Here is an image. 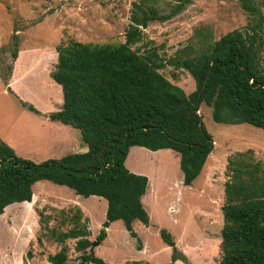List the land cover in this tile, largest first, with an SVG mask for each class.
I'll list each match as a JSON object with an SVG mask.
<instances>
[{
  "label": "trees",
  "instance_id": "1",
  "mask_svg": "<svg viewBox=\"0 0 264 264\" xmlns=\"http://www.w3.org/2000/svg\"><path fill=\"white\" fill-rule=\"evenodd\" d=\"M196 0H178L169 13L135 2L126 39L119 44L71 41L58 47V62L52 73L61 85L63 106L51 112L52 120L79 130L86 151L74 152L43 162L17 155L0 139V215L10 204L32 201L33 186L50 180L73 188L77 194L100 196L108 201L107 220L96 240L107 238V228L123 220L137 237L133 222L151 224L143 203L149 177L131 171L126 160L131 147L151 150L172 149L180 155L185 185H192L201 174L215 142L202 115V103L213 108L217 122L249 123L264 129V11L257 0H240L254 15L255 22L244 29L230 31L218 40L204 32L200 47H190L166 61L156 49L140 52L133 48L143 40L145 28L154 21H167ZM209 36V37H206ZM12 56H19V35L14 33ZM187 69L196 89L187 94L162 72L167 64ZM14 65L9 66L12 74ZM1 76L8 86L9 76ZM11 90L10 87H8ZM30 109L39 113L34 105ZM230 178L225 183L222 207V264H264V162L253 149L229 158ZM73 227L65 232L53 230L61 249L49 255L53 264H66L67 240L78 239L76 249L81 262L107 264L92 248L88 221L76 207ZM165 243L172 247L171 262L185 255L173 233L161 228ZM141 247V246H140ZM126 264H150L129 261Z\"/></svg>",
  "mask_w": 264,
  "mask_h": 264
},
{
  "label": "rangeland",
  "instance_id": "2",
  "mask_svg": "<svg viewBox=\"0 0 264 264\" xmlns=\"http://www.w3.org/2000/svg\"><path fill=\"white\" fill-rule=\"evenodd\" d=\"M141 1L0 0V139L12 146L17 155L43 162L69 154L70 148L82 147L78 129L52 123L42 113L49 108V99L54 109L63 104L62 87L52 77L58 62V47L71 41L124 42L133 5ZM257 2L264 11V0ZM177 3L178 0H146L147 5L161 13L171 12ZM254 22V15L242 7L240 0H196L170 20L151 22L144 29L143 40L133 48L140 52L156 49L163 59L170 61L180 55L184 57L183 50L191 45L200 47L204 32L218 40ZM16 32L17 61L12 56ZM260 62L264 64V46ZM11 64L14 69L9 74ZM161 72L187 94L196 89L193 75L185 68L168 63ZM8 74L11 77L7 86L1 76ZM31 104L40 112L31 110ZM200 114L215 147L192 185L184 184L180 155L176 151L131 147L127 167L150 179L142 200L150 213L151 224L136 220L133 226L138 236L135 237L123 220L112 222L107 238L93 248L107 264L129 261L168 264L172 247L161 236L163 227L173 233L178 249L186 257V261L181 258L175 264H222V207L226 199L225 183L232 173L228 168L229 158L253 149L255 159L264 162V129L249 123L217 122L213 108L205 103L200 106ZM34 191L37 197L27 205L36 210L38 222L19 206L0 218V264H53L49 255L62 247L53 230L60 233L73 227L77 204L88 212L90 216L85 213L86 217L92 218L94 241L107 220L108 201L103 197H85L50 180L34 184ZM77 241L67 240L66 264H83L82 252L76 249Z\"/></svg>",
  "mask_w": 264,
  "mask_h": 264
},
{
  "label": "crops",
  "instance_id": "3",
  "mask_svg": "<svg viewBox=\"0 0 264 264\" xmlns=\"http://www.w3.org/2000/svg\"><path fill=\"white\" fill-rule=\"evenodd\" d=\"M18 59V58H17ZM17 61V60H16ZM54 79V78H53ZM62 102H63V96H62ZM48 109L47 110H45V111H42V113H44L46 116H47V118L52 122V123H54V122H60V121H56V120H52V119H50V117L48 116L51 112H55V111H58V110H60L61 108H59V109H54L52 106H51V101H50V99L48 100ZM62 106H63V104H62ZM50 123V122H49ZM60 123H62V122H60ZM62 124H64V123H62ZM65 126H67V127H69V126H71V125H68V124H64ZM72 128H73V126H71ZM74 141H75V139H74ZM74 146V143H73V145L71 146V147H73ZM86 148L88 149V147H86V146H84V145H82V147L80 148V149H78V150H75L74 148H70V150H68V151H71L70 153H74V152H80V151H86ZM69 153V154H70ZM67 155V154H66ZM41 181V180H40ZM39 182V181H38ZM37 183V182H36ZM35 183V184H36ZM149 185H150V179H149ZM149 189V188H148ZM33 191H34V186H33ZM37 194L38 193H35V191H34V195H33V199H32V201L30 202V201H24V202H16V203H13V204H10L9 206H7L6 207V209H5V212L2 214V215H0V218H3V217H5L6 215H7V213H8V211L9 210H11V208H13V207H15V206H19L20 208H23L27 213H30V216L31 217H33L34 219H35V221L36 222H38L37 221V213H36V210L32 207L31 208V206H29L32 202H34V199L37 197ZM92 196H96V195H92ZM27 203H29V205H27ZM77 207H80L81 209H82V211H83V220H87L88 221V228H89V230H90V232H91V235L89 236V238L91 239V240H94V236H93V234L95 235L96 234V232L94 233V231H93V229H92V218L91 217H86L85 216V213H86V215H88V212L84 209V207H82V206H80V205H76ZM85 211V212H84ZM88 216H90V215H88ZM136 220H138V219H136ZM136 220H134V222L136 221ZM11 221L12 220H9V224H11ZM134 222H133V224H134ZM13 223V222H12ZM109 229V227L107 228V230Z\"/></svg>",
  "mask_w": 264,
  "mask_h": 264
},
{
  "label": "water",
  "instance_id": "4",
  "mask_svg": "<svg viewBox=\"0 0 264 264\" xmlns=\"http://www.w3.org/2000/svg\"><path fill=\"white\" fill-rule=\"evenodd\" d=\"M199 113H200V111H199ZM99 244V242L98 241H94L93 242V245H92V248H94L96 245H98Z\"/></svg>",
  "mask_w": 264,
  "mask_h": 264
}]
</instances>
